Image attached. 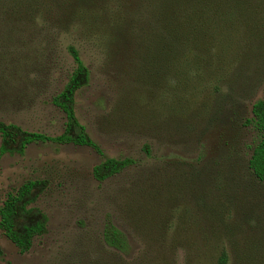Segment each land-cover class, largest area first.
Instances as JSON below:
<instances>
[{
	"label": "rangeland",
	"instance_id": "374dc122",
	"mask_svg": "<svg viewBox=\"0 0 264 264\" xmlns=\"http://www.w3.org/2000/svg\"><path fill=\"white\" fill-rule=\"evenodd\" d=\"M168 1L0 0V123L62 133L51 99L72 48L89 73L74 94L77 122L103 156L133 161L97 182L101 157L88 147L0 153V205L38 182L27 207L46 219L22 254L0 230V264H218L221 253L225 264H264V184L246 167L255 136L244 123L264 100V0L220 1L241 6L220 35L191 37L208 74L184 69L183 41L161 58L169 18L159 13H179ZM106 217L127 254L102 243Z\"/></svg>",
	"mask_w": 264,
	"mask_h": 264
},
{
	"label": "trees",
	"instance_id": "16d2710c",
	"mask_svg": "<svg viewBox=\"0 0 264 264\" xmlns=\"http://www.w3.org/2000/svg\"><path fill=\"white\" fill-rule=\"evenodd\" d=\"M222 0H170L168 2L177 6L178 14L159 13V16L169 19H162L167 30L168 38L163 44L160 42L158 48L166 51L164 58L168 59L175 49L183 41L185 53H183V66L200 70L207 73L213 70L202 57L200 51L202 46H196L193 50L191 37L198 34L207 38L220 35L218 29L220 25L226 24L228 18L233 14L235 7L240 8L241 2ZM228 24V22H227ZM226 24V25H227ZM222 35V34H221ZM220 37V36H218ZM191 44V45H190ZM182 45V44H181ZM200 50V51H199ZM68 54L73 61L71 70L62 90L52 97L51 103L63 115L65 119L64 128L60 135L46 137L37 133H26L11 125L0 123V153L5 151H16L21 153L24 146L32 142H53L56 144H72L74 146L88 147L101 157L98 164L91 170L92 178L101 182L112 177L124 168L133 164V161L124 159L109 158L102 155L98 147L88 138L84 128L77 122L73 113L74 94L79 89L85 87L89 82V73L76 52L68 48ZM254 133L255 139L250 147V154L246 161V167L252 177L259 183L264 184V100L256 99L250 107V116L244 120ZM17 148H11V147ZM40 184V183H39ZM38 182H26L15 190L6 194L0 205V230L4 236L14 245L18 253H25L31 243V239L40 236L45 231V217L34 208L27 206L32 201V191L37 188ZM102 243L105 247L114 250L120 255L128 253L129 246L122 232L113 226L106 217L101 231ZM225 255L221 253L218 264H225Z\"/></svg>",
	"mask_w": 264,
	"mask_h": 264
},
{
	"label": "flooded vegetation",
	"instance_id": "af4514ba",
	"mask_svg": "<svg viewBox=\"0 0 264 264\" xmlns=\"http://www.w3.org/2000/svg\"><path fill=\"white\" fill-rule=\"evenodd\" d=\"M3 233V232H2Z\"/></svg>",
	"mask_w": 264,
	"mask_h": 264
}]
</instances>
